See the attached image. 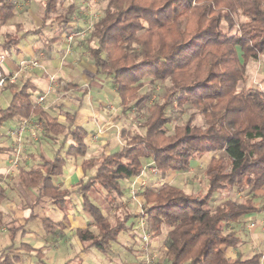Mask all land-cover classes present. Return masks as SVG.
<instances>
[{
  "label": "trees",
  "instance_id": "16d2710c",
  "mask_svg": "<svg viewBox=\"0 0 264 264\" xmlns=\"http://www.w3.org/2000/svg\"><path fill=\"white\" fill-rule=\"evenodd\" d=\"M62 1L43 0L40 27L24 31L21 37L40 34L46 20L56 23L59 31L45 41L47 51L62 34L70 32L73 25L69 15L75 7L73 3L61 7ZM15 7L13 0H0V27L15 16ZM21 37L4 32L0 45L8 51ZM88 40L92 43L88 50L95 74L113 77L121 105L118 116L128 117L130 109L144 112V116L121 129L119 148L84 159V175L71 189L59 188L53 177L62 173L68 156L85 155L86 130L75 123L76 112H63L60 120L32 102L34 86L29 79L20 85L7 83L4 88L9 89L10 98L0 108V124L36 117L45 134L63 135L51 157L41 155L38 165L17 171L22 188L36 189L28 203L32 211L25 223L38 216L34 208L46 200L63 215L57 222L41 216V226L47 234H62L68 211L75 206L71 196L78 194L82 209L96 229L73 230L82 251L96 248L108 253L120 232L134 237L132 219L139 218L145 222L148 238L164 234L168 264H261L260 252L230 258L224 249L239 245L241 238L234 228L244 226L248 214L264 213V89H238L244 62L264 54V0H106ZM145 76L169 82L158 100L150 103V92H139ZM187 105L190 112L184 124L173 125L172 132L167 133V124L177 120L175 114L184 112ZM197 117L201 125L193 122ZM67 139L71 144L62 155ZM208 154L203 190L186 192L169 183L146 187L140 192L144 204L141 210H124L113 221L92 195L94 191L105 192L108 205L118 209V201L124 196L121 181L140 176L143 160L150 159L160 174H165L185 172L192 161ZM91 169L94 171L89 173ZM233 192H243L244 198L231 197ZM7 195L0 182V225L1 203ZM215 196L218 201L212 204ZM227 227L233 229L226 231ZM22 228L8 227L11 243L1 251L0 264L20 261L11 249L15 233ZM20 248L36 250L41 264H48L40 249L24 243ZM62 264L82 263L69 259Z\"/></svg>",
  "mask_w": 264,
  "mask_h": 264
},
{
  "label": "crops",
  "instance_id": "0c3cea01",
  "mask_svg": "<svg viewBox=\"0 0 264 264\" xmlns=\"http://www.w3.org/2000/svg\"><path fill=\"white\" fill-rule=\"evenodd\" d=\"M13 2L15 3L16 1L13 0ZM97 19H95L92 22L91 27ZM76 22L77 21H70L71 25H73L72 30L79 28L80 24ZM3 26H1L0 28H3ZM20 26H21L20 22L16 21L14 23V31H4V32H13L14 34H16L17 37H21L22 33H24V31L29 29H26L23 32H21ZM28 35H33V33H30ZM28 35L22 36L19 42L17 43L16 47L8 51L3 50L0 45V74L17 71L19 69L21 61L24 59L38 58L40 61V66L22 68L18 79L15 82H11L20 85L25 79H29V81L34 86V90L31 92V96H30L32 102L37 103L35 102L34 98L38 94L43 95L44 99L45 97L46 98L50 97V94L53 93L52 92L53 88L58 86V79H60V83L62 84L65 83L66 80L64 87L66 90L65 92H68L71 89L76 90L73 94L76 97L78 96L76 98L78 101V107L74 111H68V110L67 111L76 112L75 123L82 125L86 130V135L84 137V143L86 145V153L84 156H76V157L68 156L66 158L65 165L62 167V173L58 176L53 177L54 184L57 185L59 188L71 189L73 183L78 181L84 175V171L81 167V163L84 159L90 157H98L103 152L108 153L109 151H114L117 149L116 148L110 150L112 145V140L114 138L113 130L117 126L118 121L121 117L118 116L120 113L118 109L121 110L120 99L116 92V86L114 87L110 86V84L108 83L109 80L111 79L113 80V77L111 78L110 76H106L103 74H97V75L95 74L96 69L93 64L92 58L89 55V50H88L89 57L86 59L85 57H82L80 59L79 57H74L75 55H78V53L74 49L71 50V46L73 44L74 47H78L76 45L77 44L76 37L78 36L75 37L76 39L74 38L72 41L69 42L67 40L66 35L62 34L59 40L55 41L49 46V49L47 51L45 50L39 52V48H36L31 45L29 46L26 45ZM23 39L25 40V42H23L22 44L21 41ZM85 70H87L88 74L85 73ZM50 75H54V77L56 78L55 84L50 85L49 82ZM21 78L22 81H20ZM99 81L102 82L103 84H101ZM7 83L9 82H6L3 86L0 87V90L2 91L3 95L4 94L6 95L7 92L10 93L9 89L4 88V86ZM68 83L71 84L67 87L66 85ZM50 86L51 88H49ZM103 90H105L103 92L104 94L109 93L110 96L104 95L99 98L92 96V93H95V91H103ZM75 93H81V94L75 95ZM111 94H112V99H111ZM115 94L118 97V101L114 97ZM109 100L113 101L114 106H112L107 102ZM7 102H4L2 104L0 103V108L5 107L7 105ZM37 104L43 106L44 101ZM99 106L103 108H105L104 106H108L109 108L112 107L113 111L106 109L109 114V116L106 118L104 111L101 109V107L99 108ZM57 116L60 120L64 118L63 115H57ZM32 120L38 121L36 117H31L27 119L18 118V119L7 120L9 121L8 124H5V122L7 121L0 124L1 126L5 127V128L4 127L1 128V131L6 130L8 133V131L14 130L18 126H23V131L19 141L21 142L22 139L26 136H29L30 138L36 140L37 131L40 130L42 122L39 121L40 122L39 124L35 123L33 128H29L27 124L30 125ZM8 126H10L11 128L8 129L7 128ZM120 131L121 129L117 130L115 134L116 137L117 136L119 137ZM32 133L34 135V138L32 136ZM7 138L9 139L8 140L9 143L6 142L0 143V182L2 185H4L2 180L5 179V176L13 172L12 165L17 166V161L19 159V154H20V149H18V147L14 143L16 142L15 138L12 137V135L8 136ZM66 142L68 145L71 144L70 139H67ZM57 148L58 147H56V149ZM66 148L67 147H65L64 152ZM64 152L62 155H64ZM54 153L55 152L50 154L47 152H43L42 150L41 151L39 150L38 153L36 154V157L39 160L37 162L35 161V163L38 164L40 163L41 155H44L46 157H51ZM10 156L11 158H9ZM204 156H202L198 160H201ZM34 157H35L34 154L29 156L30 159ZM208 160L209 158L204 161V165ZM196 161L197 160H194L192 162H196ZM22 165L23 163L20 162L18 164V169L19 168L29 169L30 167H32L31 165L30 166H22ZM142 177L143 174L132 180L121 181V185L123 184V182H126L129 185L132 184L133 181H136L135 184H137L139 181L143 180ZM122 188H124L123 185ZM30 189L35 190L36 192L35 188H30ZM124 194L126 193L124 192ZM71 198L75 206L74 208L68 211L66 228L63 229L62 234H60L58 231L55 232L54 234H47L45 233L44 229L41 226V222H40L41 216H48L53 221L57 222L61 219L63 215L62 211L56 208L52 202L44 200L41 202V204L37 205L40 207L46 206L47 208L50 209L51 213L44 212L41 215L35 217L33 220L25 223V219L29 217L32 211L28 203L24 208L21 207V202L20 199L18 198H17L18 200H15V198L12 199L9 204H5L3 202L5 200L4 199L1 203V209L3 210V222L0 225V253L4 247L8 246L11 243L8 227L10 225H14V226L23 225V228L15 233L13 239L14 248L11 249L12 254L17 255L20 258L18 264L22 262L23 256L30 260H36L39 262V264H41L38 257L35 256L36 250L27 252L26 250L20 248V244L22 243L28 244L34 249H40L44 255L43 261L48 264H52L45 260L48 256H50L51 259H54V261H59V264H62L69 259L71 260V263L80 260L82 264H160L153 261H148V257L150 253H152V255L150 256V258L152 259L153 255H156L158 252H160V249H162L161 243H163L164 234L159 238L150 239L151 245L149 246L147 245V247L146 246L144 247L142 245V241L140 240V237L142 238L143 231L142 229L136 228L135 227L136 225L134 224L132 228L134 237L131 238L129 235L126 234L125 235L126 239L124 243H115V244H113L114 242L111 243V248L108 253L105 254L102 253L103 255H98L96 253H93L92 251L93 248H90L88 251H82V245L78 237L73 233V230L75 228L88 227L90 230L96 232V229L91 224L89 215L82 209L81 197L78 194H73ZM42 210L46 211L47 209L42 208ZM251 219L255 220L256 223L258 222V224L260 225V228L255 230L254 232L251 231L250 229L248 230L249 234L251 235L250 236L251 239H253L252 243L254 244L262 239L261 228L263 230L262 223L264 222V213L253 212L248 214L245 217V223L246 221ZM37 221L39 223H37ZM132 221H134V219H132ZM32 222H35L37 225L31 227L30 224ZM242 227L241 225L240 226L238 225L236 227L237 229L234 228V230L236 229V232H238L237 230L240 231ZM4 230L8 231V238H9L8 244H3L5 243L2 240L5 232ZM56 236L57 238L54 239L53 237ZM257 237L259 238V240L256 241ZM250 246L251 245H248L247 247L241 246L240 248L243 252L240 255L249 256L255 253V252H244L245 248L246 249L250 248ZM224 250H225V254L228 257L230 258L235 257L234 251L236 250V248L226 247ZM163 264H168L166 258Z\"/></svg>",
  "mask_w": 264,
  "mask_h": 264
},
{
  "label": "rangeland",
  "instance_id": "374dc122",
  "mask_svg": "<svg viewBox=\"0 0 264 264\" xmlns=\"http://www.w3.org/2000/svg\"><path fill=\"white\" fill-rule=\"evenodd\" d=\"M15 1H16L15 2V5H16L15 15L16 16L14 18L10 19L5 24V26H3V28H0V42L2 41V37H1L2 35L1 34L4 31H14V23L16 21L20 22V25H21L20 31L21 32H23L26 29H35L37 27H40V25H41V14H42L43 0H15ZM67 3H73L74 7H75L74 11L69 15L71 18V21H77L76 23L80 24L78 29L81 30L82 32H84L83 36H78V37H76L77 39L75 38L77 41L76 45L78 47H74L72 44L71 50L74 49L78 53V55H75L74 57H79V59L82 57H85V59H86L89 57L88 48L92 44L88 40L89 35H90L91 24L95 19L99 18V16L102 14V11H103L105 4H106V0H63L61 3V7L65 6ZM49 22H50V20H46V22H45L46 26L41 29L40 34L28 35L26 45H28V46L31 45V46H34L36 48H39V52L44 51L45 41L48 40L49 38L57 35L58 31H59L56 23H49ZM11 33H13V32H11ZM65 35H67V34H65ZM23 42H25L24 39L21 41V43L23 44ZM39 52H37V53H39ZM239 54H240V52H239ZM240 61L243 62V59L241 57H240ZM243 65H244V76H243V79L238 84V89L246 88L248 86H257L259 88L264 89V54H260L257 59H253V58L248 59L246 62H244ZM85 73H87V70H85ZM110 77L112 78V76H110ZM22 78L20 79V81H22ZM19 82H16V83H19ZM106 82H108V81H106ZM141 82H142V86H141L139 92L141 94H143L147 91L150 92L149 103L151 101L158 100V97L164 91L163 87L169 83L168 81L161 82L158 80H151V78L147 77V76L143 77L141 79ZM65 83H66V80H65ZM65 83H63V84L60 83V79H58V86L53 88V90H52L53 93L50 94V97H48V98L45 97V99L43 100L44 101L43 107L53 116L62 115V112L67 111V110L68 111H74L78 107V101L76 99L78 96L76 97L73 94L76 90L71 89L68 92H65L66 91L64 88ZM100 83L103 84L102 82H100ZM108 83L110 84V86H113V87L115 86L112 79L109 80ZM104 91L105 90L95 91V93H92V96H95L96 98L102 97L104 95L110 96L109 93L104 94L103 93ZM79 94H81V93H75V95H79ZM114 97L118 101V97L116 94ZM9 98H10L9 92H7L6 95L5 94L3 95L2 91L0 90V103L1 104L4 102H7L9 100ZM111 99H112V94H111ZM107 102L109 104H111L112 106H114V103L112 100H109ZM100 107L101 106H99V108ZM104 107L105 108L101 107V109L104 111L105 117L107 118L109 116V114H108L106 109L113 111L112 110L113 108L112 107L109 108L108 106H104ZM118 111H120V110L118 109ZM189 112H190V110L188 108V105H187V109L184 112H177L175 115H178L179 118L177 120H172L169 124H167V130H168L167 133L172 132L173 125L184 124L185 120L187 119V117L189 115ZM128 113H129L128 117H123V116L120 117L117 126L113 130L114 131V138L112 140V145H111L110 150L116 149L122 144V139L118 136L116 137V135H115L117 130L126 128L129 125L136 123L137 118H142L144 116V112H141L138 114L136 111H134V109H130V111H128ZM8 122L9 121L5 122V124H8ZM193 122L195 124H198V125L202 124L200 117H197ZM35 123L39 124L40 122L32 120L30 125L27 124V126L29 128H33ZM3 127L4 126L0 125V143H5V142L9 143L8 142L9 139L7 137L11 136V135L9 134V131H8V133L6 130L1 131V128H3ZM7 128L9 129L11 127L8 126ZM12 137H14V136H12ZM62 138H63V135L53 137V136H49V135L45 134V132L43 131L42 125L40 127V130L37 131V139L36 140L30 138L29 136H26L20 142V141H17L15 138L16 142H14V143L18 147V149H20V154H19V159L17 161V166L12 165L13 172L6 175L5 179L2 180L5 188L7 189V193H8L7 198L3 201L5 204H9L10 201L15 198V200L20 199L21 207L25 208L26 204L34 199V197L36 195L35 190L24 189L18 183V180L16 178L17 177L16 173H17V169H18V164L21 162V163H23L22 166L37 165L38 163H35V161L37 162L39 160L36 157V154L38 153V151L42 150L43 152H47L50 154L55 152L56 147H58L59 144H61ZM67 145L68 144L66 142L64 144V148L61 150V154H63L64 149H65V147H67ZM33 154L35 155V157L30 159L29 156L33 155ZM218 154H220V152H218ZM10 155H11V153H10ZM209 156H210V154L204 156L201 160H197L196 162H192L189 169L187 171H185L184 173L172 170V171L166 172L165 174H160V172L158 171L157 168H156L157 169L156 173H152L149 169L150 166H153L151 163V160L150 159L143 160L144 171L142 173L143 174L142 179L144 180V182L142 180V181H139L137 184H135L136 181H133L132 184H129V185L126 182H123V184H122L124 186L123 190L126 194H124L123 198L118 201V204L120 205V208H118V209L115 208L114 204L110 205V206L108 205L109 203L107 202V200L105 198V196H106L105 192L94 191V192H92L93 193L92 195L94 196L97 203H99L103 207V211H104L105 215L108 217V219L110 221H113L115 216L121 214L122 211H124V210H129L132 212H136V211L141 210V208L143 207L144 204H143V200L141 198L140 192L145 187L156 188V187H159L165 183H169V184H174V185H178V186L182 187L186 192H194V191L199 190V189L203 190L205 187V184H206V178L204 176V161L206 159H208ZM9 158H11V156ZM93 171H94V169H91L89 171V173H92ZM242 193L241 192H233L231 194V197L242 200L244 198V196H242ZM256 200L258 201L259 197H256ZM211 201H212V204H215L218 201V197L215 196L214 198H212ZM42 208H46L47 210L43 211ZM34 212L38 215H41L44 212L51 213L50 209L47 208L46 206H44V207L36 206L34 209ZM51 217H53V216H51ZM141 221H143V220H141L139 218H134L133 224L136 225L135 227L138 229H145V222L143 221L144 225L142 226ZM248 221H246V223ZM37 223H39V222L37 221ZM246 223L244 222V226L243 227L241 226L242 228L240 231L237 230L239 232V233L237 232V234L240 236L241 241H240L239 245L236 247V250L234 251V255L237 256L239 254H242L243 251L240 248L241 246L247 247L248 245H251L250 248H247V249L245 248L244 252H260V253H262L261 264H264V222L262 223L263 230L261 228V231H262L261 232V238L262 239L259 240V238L257 237L256 241L259 240V242H256L254 244L252 243L253 239H251V237H250L251 235L249 234V231H248L249 229L246 227ZM30 225L32 227V226H36L37 224L35 222H32ZM259 228H260V225L257 222L255 224V226L253 228H251L250 230L254 232L255 230H257ZM228 229H233V228L227 227L226 231ZM147 234H148V232H147ZM125 235H126L125 232H120L118 237H117V240L113 244L124 243V241L126 239ZM148 236H149V234H148ZM53 238L55 239V238H57V236L53 237ZM2 240L5 242L3 244L9 243L8 231L4 232V236H3ZM140 240L142 241V245L144 247L145 246L147 247V245L148 246L151 245L150 238H148L146 240V239H143L140 237ZM147 242H148V244H147ZM113 246H115V245H113ZM161 247H162V249H160V252H158L156 255H153L152 259L150 258L152 253H150V255L148 257V261H153L156 263L163 264V262L165 261V256H164V252H163V249H164L163 243H161ZM92 251H93V253H96L98 255H103L102 252H100L96 248H93ZM24 255H26V254H24ZM22 259L23 260L20 264H39L38 261L27 259L24 256L22 257ZM45 260L49 263H52V264H59V261H54V259H51L50 256H48Z\"/></svg>",
  "mask_w": 264,
  "mask_h": 264
},
{
  "label": "built area",
  "instance_id": "2783aa9c",
  "mask_svg": "<svg viewBox=\"0 0 264 264\" xmlns=\"http://www.w3.org/2000/svg\"><path fill=\"white\" fill-rule=\"evenodd\" d=\"M83 35H84V32H82L81 30H78V29H74V30H71L66 35V37H67V40L70 42L76 36H83ZM36 66H40V61L38 58H29V59L22 60L20 63L19 69L17 71L5 73V74H0V87L3 86L6 82H15L18 79L20 71L22 68L36 67ZM49 80H50L49 81L50 85H52V84H55L56 78L54 77V75H50ZM49 88H51V86ZM34 99H35V102L40 103L44 100V96L38 94V95H36V97ZM22 131H23V126H18L16 129L9 131V134L14 136V138H16V140L19 141L21 134H22ZM32 136L34 137L33 133H32ZM149 169L152 173H156V171H157L156 167H154V166H150ZM141 224L143 226L144 222L141 221ZM255 224H256V221L251 219L246 223V227L248 229H251L255 226ZM142 231H143L142 238L147 240L149 237L147 234V231L145 229H142Z\"/></svg>",
  "mask_w": 264,
  "mask_h": 264
}]
</instances>
